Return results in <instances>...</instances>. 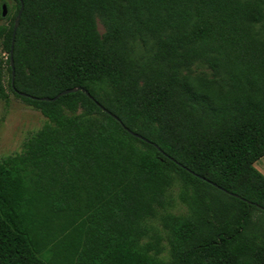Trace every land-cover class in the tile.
Returning <instances> with one entry per match:
<instances>
[{"label":"trees","instance_id":"16d2710c","mask_svg":"<svg viewBox=\"0 0 264 264\" xmlns=\"http://www.w3.org/2000/svg\"><path fill=\"white\" fill-rule=\"evenodd\" d=\"M13 1L0 100L46 122L0 159V264H264V0H21L12 39Z\"/></svg>","mask_w":264,"mask_h":264},{"label":"rangeland","instance_id":"374dc122","mask_svg":"<svg viewBox=\"0 0 264 264\" xmlns=\"http://www.w3.org/2000/svg\"><path fill=\"white\" fill-rule=\"evenodd\" d=\"M11 8L10 15L14 11L15 2L13 0H5ZM2 0H0L1 15ZM0 17V24L6 23ZM96 24L99 34L102 38L106 35V28L103 22L97 17ZM136 52L143 53L144 47L141 42L136 44ZM5 59L6 53H0V58ZM191 74L210 75L211 70L201 62H195L190 66ZM7 72L5 76V85L7 87ZM9 104H5L0 100V159L18 154L22 151L23 143L27 138L39 130L46 122L45 117L37 110L26 105L20 99L16 98L9 92ZM264 166V158L261 157L254 163V167L264 175L260 170ZM173 197L176 198V190L173 191ZM177 201V198L175 199ZM180 207V205H179ZM177 209L173 210L174 212Z\"/></svg>","mask_w":264,"mask_h":264},{"label":"water","instance_id":"95a60500","mask_svg":"<svg viewBox=\"0 0 264 264\" xmlns=\"http://www.w3.org/2000/svg\"><path fill=\"white\" fill-rule=\"evenodd\" d=\"M19 1H20V9H19V12H18V14H17V16L15 18L12 39L14 37L15 31H16V28H17V25H18V22H19L20 14H21V11H22V8H23V4H22L21 0H19ZM6 13H7L6 4H2L1 5V16L4 17L6 15ZM10 65H11V68H12V77H13L14 71H13V61H12V47L10 49ZM77 90L83 91V92L86 93V95L89 96V94L83 88L77 87V88L67 89V90H64V91L58 93L55 97H53V100L57 99L58 97H60L62 95H65V94H68V93H72V92H75ZM42 100H50V99L48 97H43ZM129 132L132 133L133 135H135L136 137L141 138L140 135L135 134V133H133L131 131H129Z\"/></svg>","mask_w":264,"mask_h":264},{"label":"crops","instance_id":"0c3cea01","mask_svg":"<svg viewBox=\"0 0 264 264\" xmlns=\"http://www.w3.org/2000/svg\"><path fill=\"white\" fill-rule=\"evenodd\" d=\"M263 158H264V156H263ZM263 173H264V166H262V169H260Z\"/></svg>","mask_w":264,"mask_h":264}]
</instances>
